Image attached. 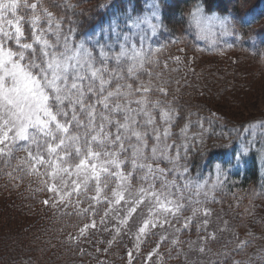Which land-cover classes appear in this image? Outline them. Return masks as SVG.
<instances>
[{
  "label": "snow or ice",
  "instance_id": "6c2138e0",
  "mask_svg": "<svg viewBox=\"0 0 264 264\" xmlns=\"http://www.w3.org/2000/svg\"><path fill=\"white\" fill-rule=\"evenodd\" d=\"M38 3L0 0V157L24 151L26 156L19 161L24 170L43 177L42 190L54 193L56 203L75 206L78 214L94 217L96 206L105 204L100 223L114 209L119 212L117 206H124L126 215L117 222L125 225L147 201L149 215L138 228L137 241L150 226L180 222L186 202L192 216L183 218L176 233L188 229L197 213L208 217L211 210L198 199L205 185L180 162L190 151L189 125L180 129L183 144L170 143L179 110L151 95H168L162 73L153 71L160 66L155 58L160 49L153 50L151 43L162 25L164 0H144L139 11L127 8L106 27L94 25L83 38L75 35L74 26L65 31L63 18L43 4L38 10ZM205 5L206 0H200L189 11L190 19L203 25L202 37L213 26L221 35L232 36L256 23L248 11L250 0H233L227 16H208ZM21 7L31 10L29 18L18 14ZM24 23L30 29L27 36ZM256 35L264 37V32ZM199 139L203 141V133ZM249 147L242 146V152ZM162 163L170 167H161ZM81 204L86 206L80 208ZM96 223L93 219L85 224L80 235ZM202 224L203 242L214 240L215 233L207 231L208 220ZM237 239L235 251L240 255L250 242ZM171 243L179 244V238ZM198 251L205 252L203 243ZM132 255L128 253L129 260ZM231 264H250V259L233 257Z\"/></svg>",
  "mask_w": 264,
  "mask_h": 264
},
{
  "label": "trees",
  "instance_id": "16d2710c",
  "mask_svg": "<svg viewBox=\"0 0 264 264\" xmlns=\"http://www.w3.org/2000/svg\"><path fill=\"white\" fill-rule=\"evenodd\" d=\"M198 2L200 0H164L161 30L152 39L154 44L160 45V51L155 52L160 66L153 71L162 73L168 95L164 97L158 92L151 95L171 102L179 110L180 118L171 129L170 143L183 144L185 140L180 129L186 123L189 125L187 142L190 151L187 158L180 162L187 165L192 178L205 185L198 197L204 201L203 207L222 211L228 219L225 232L234 226L235 236L221 235L220 229L215 228L218 237L203 242L201 221L194 217L188 229L176 233L175 228L181 227L183 218L192 216L187 202L178 218L180 222L172 220L171 227H150L148 234L139 241L136 239L137 233L128 226L123 228L124 232L117 234V225H113L114 230L107 235L104 227H101L103 223H100L106 210L105 204L97 205L96 215L92 217L78 214L75 206L56 203L54 193L42 190L43 177L28 174L25 166L19 163L26 153L13 151L10 157H0V220L7 223L10 233L14 230L16 233L9 234L12 238L8 244L6 234L0 239V264H196L195 259L199 254L204 256V264H231L233 257L237 260L250 259V264H264V150L261 149L264 146V123L260 122L253 128L251 123L237 120L226 111L229 106L224 101L228 98L223 96L235 91L233 87L225 89L228 86L225 84L220 90L213 89L211 81L210 87L201 85L198 78L200 64L207 55L204 48L197 44L193 32L195 28L189 17V11L194 10ZM39 4L63 18L65 31L74 26L75 35L83 38L82 34L94 25L103 24L106 27L114 16L127 8L135 7L139 11L144 0H39L38 10ZM205 9L231 14L233 2L206 0ZM248 11L256 23L250 28L245 25L242 31L237 32L238 41L234 51L259 63L264 70V37L256 35L264 32L260 28L264 21V0L256 1ZM18 14L27 19L31 10L21 7ZM23 27L27 36L30 30L28 23H24ZM249 35L254 39H248ZM258 45L262 48H258ZM191 59L194 62L190 63ZM165 63L166 68L163 67ZM185 64L189 66L188 70L183 67ZM242 75L249 73L239 71V77ZM142 78L146 79L143 75ZM242 80L240 78L238 82L233 79V85H237L239 90L248 87ZM233 96L231 98L237 102L238 99ZM154 115L159 123L158 113ZM200 133H203L202 142ZM248 145H251L249 150L242 152V146ZM181 154L183 156V152ZM161 167L170 166L162 163ZM204 192L210 195L205 197ZM188 195L185 193L186 198ZM44 200H48L49 204L45 205ZM54 203L55 207L51 206ZM85 206L81 204L79 207ZM117 207L121 210L117 212L114 209L107 218L116 221L118 217L121 218L126 207ZM137 210L135 219L147 211L143 204ZM93 219L97 221L96 227H89L81 236L80 228L90 224ZM6 225L3 226L5 230ZM70 236L79 239L70 241ZM165 236L167 238L162 239ZM177 237L180 243L173 245L171 241ZM237 238L250 242V246L240 255L235 251ZM202 243L204 253L198 251ZM129 252L133 254L131 260ZM153 252L155 254L149 260L148 256Z\"/></svg>",
  "mask_w": 264,
  "mask_h": 264
},
{
  "label": "rangeland",
  "instance_id": "374dc122",
  "mask_svg": "<svg viewBox=\"0 0 264 264\" xmlns=\"http://www.w3.org/2000/svg\"><path fill=\"white\" fill-rule=\"evenodd\" d=\"M229 1H231V3L233 2L232 0ZM256 1L258 0H250V7L254 6ZM177 61L180 62L179 60ZM189 62L191 63L194 61L191 59L189 60ZM257 65H259V67ZM183 67L186 70H188L189 68L187 64H185ZM200 67L201 70L199 72L198 78L200 79L201 85L210 87L211 85L209 84V81H211L213 84V89L220 90V87L227 84L228 86L225 89H228L230 87L232 89L233 87V90H235L223 96L225 98H228L224 101L229 106L228 110H226L228 113L233 115L234 118L237 120H244L255 126L260 122L261 124L264 123V70L262 69L259 63L253 61L249 57H245L243 54L231 52L227 55H218L213 58L204 59L201 62ZM239 71H246L249 73V75H242L239 77ZM234 78L238 82L240 81V78L243 79L241 82H243V84H248V87L244 90H239L237 85H233ZM216 94H218L217 91ZM219 96L221 97V94ZM232 96L233 98L238 99V101H233V99L231 98ZM235 103L237 104L235 107L231 106ZM259 133H261V130L258 132V134ZM261 149L264 150V146H261ZM143 206L147 210L146 213L135 219L138 214L137 210L128 220L127 224L119 225L116 219H110L106 217L104 218V223L101 225V227H104V230L107 235L114 230L113 225H117V227L120 228L119 233L124 232L123 228L125 226H128V228L131 227L134 233H138V228L142 225L143 221L148 218L149 215V210L146 207V204H143ZM210 210V215L208 217H204L200 213H197V215L194 217L197 221H201L200 227L204 229L202 221L204 219H207V231L209 233L214 232L215 237H218V232L214 230L215 228L220 229L219 234L221 235L235 236L236 230L234 226H231L228 232H225L224 226L228 224V219L222 214V211L216 212L213 211L212 208H210ZM126 211L127 209L123 212L121 218L126 215ZM4 224L6 225L7 223L0 220V239H3V235L6 234L8 244L10 242V238H12L11 236H9V234L16 233V230L10 233V230H8L9 228L7 225V230H5V228L3 227ZM13 237L17 238V236ZM107 237L109 239L113 238V236ZM195 263L204 264V256L202 254H199L197 256V259H195Z\"/></svg>",
  "mask_w": 264,
  "mask_h": 264
}]
</instances>
